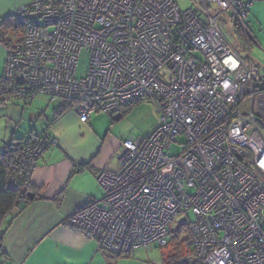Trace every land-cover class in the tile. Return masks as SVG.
I'll return each mask as SVG.
<instances>
[{"label": "built area", "instance_id": "1", "mask_svg": "<svg viewBox=\"0 0 264 264\" xmlns=\"http://www.w3.org/2000/svg\"><path fill=\"white\" fill-rule=\"evenodd\" d=\"M247 15L244 0H199L185 11L175 0H34L15 11L22 39L8 49L0 108L46 95L72 103L82 121L142 102L160 115L148 135L122 142L119 171L98 172L104 198L66 220L99 252L132 258L165 248L185 215L205 264H264L260 67L219 24L240 28L250 50ZM59 145L49 134L27 135L9 179L18 202L33 187L38 160ZM175 146L181 151L172 155Z\"/></svg>", "mask_w": 264, "mask_h": 264}, {"label": "crops", "instance_id": "2", "mask_svg": "<svg viewBox=\"0 0 264 264\" xmlns=\"http://www.w3.org/2000/svg\"><path fill=\"white\" fill-rule=\"evenodd\" d=\"M32 1L0 0V26ZM244 2L251 43L250 50L245 48V39L242 45L249 57L238 54L264 65V0ZM45 96L15 100L12 107L0 108V154L29 133L48 132L60 143L38 160L28 192L32 196L18 214L6 217L3 223L0 264H123L121 259L108 260L95 242L66 223L77 210L104 198L97 175L102 170H120L116 153L122 142L95 132L90 124L94 114L82 121L66 101ZM78 165H85V169L76 171Z\"/></svg>", "mask_w": 264, "mask_h": 264}, {"label": "rangeland", "instance_id": "3", "mask_svg": "<svg viewBox=\"0 0 264 264\" xmlns=\"http://www.w3.org/2000/svg\"><path fill=\"white\" fill-rule=\"evenodd\" d=\"M175 1L182 11L190 9L192 6H194L193 5L194 3H199V0H175ZM223 21L224 20H222L219 23L223 36L225 37L227 42L230 45H232V47L235 49L237 53L246 56L247 52L242 46L244 44V41H242V45H240L237 42L233 31L236 30L237 34L241 38L242 36L241 29L238 28L237 26H234V24H232L231 22V28H232L231 31L223 25L224 24ZM17 31L18 32H11L3 36L4 42H1L0 45V76L4 71V66L7 59V53L9 49L7 44L10 42L12 45L15 46L18 42L19 32H21V30L17 29ZM245 48L248 49L247 45H245ZM89 58H90L89 54L85 52L80 56L79 64H78V73H77L78 77L81 78L86 75L89 66ZM260 76L262 78V81L257 85L260 88L264 89V72L260 71ZM45 97L44 99L47 100L48 98ZM126 112L127 113L118 121L109 118L104 113H95L90 119L91 120L90 124L93 130L99 133L102 138L107 137L110 141L116 142L117 140L124 142L125 140L131 138H139L148 135L157 125L160 119V115L157 112V108L155 104L152 102H142ZM27 116L28 115H25L24 118H27ZM120 150L121 147L118 149L116 153V158L119 157ZM180 151H181V147L175 146L172 155H177L180 153ZM184 221L185 222L193 221V216H187V217L185 215L178 216L175 222L173 223L172 230L176 231L177 229H179V227L183 224ZM188 236H190V233L189 231L185 230V232L182 233L181 240L185 239V237ZM175 245L176 242H172L166 248H158L157 246L151 248H144L137 251L135 256L132 258H126V259L118 258V259H121L119 261H121L123 264H161L164 256L167 257L173 253L172 251L174 250ZM191 251H192L191 247L184 246V253L189 254Z\"/></svg>", "mask_w": 264, "mask_h": 264}, {"label": "trees", "instance_id": "4", "mask_svg": "<svg viewBox=\"0 0 264 264\" xmlns=\"http://www.w3.org/2000/svg\"><path fill=\"white\" fill-rule=\"evenodd\" d=\"M17 29L21 30V32H19V38L17 42V44H19L22 39L21 26L16 21V19H14L13 17L6 19V21L0 26V45H1V42H4L3 36L11 32H18ZM230 30L232 31V28H230ZM233 31H234V36L237 42L240 45H242V41L244 40L243 35L241 36V38L243 39L242 40L237 34L236 30H233ZM7 46L9 49L15 47L10 42L7 44ZM261 81H262V78H261ZM28 101H31V100H28ZM67 103L68 105H70V108L72 109V103L70 102H67ZM128 110H131V109H128ZM126 111H123L121 113L122 117L127 113ZM42 134H49V133L44 132ZM38 135H41V134H38ZM26 137L27 136H25L23 139L18 140V142L13 144L12 146L7 147L4 150V152L0 154V258L4 256L3 248H2L3 223L6 217L10 215H16L22 210L24 204L28 200L27 194L29 191H31L29 190L27 192H24L22 201L18 202L19 192L13 189L9 184V179H10V176L12 175L13 166L18 164L23 158L22 157L23 156V153H22L23 146L22 145ZM82 168L85 169V165H82ZM17 208L19 210H17ZM185 230L189 231V225H181L179 229H177L176 231L172 230L170 241L166 247H168L172 242H176V245L171 255L167 257L166 256L163 257L161 264H205V262L202 259H200L195 253V251L193 250L190 236L185 237V239L181 240L182 233L185 232ZM184 246L191 247L192 251L189 254L184 253ZM104 255L106 256L108 260H111V259L116 260L118 258H121L118 256L109 255L107 253H104Z\"/></svg>", "mask_w": 264, "mask_h": 264}, {"label": "water", "instance_id": "5", "mask_svg": "<svg viewBox=\"0 0 264 264\" xmlns=\"http://www.w3.org/2000/svg\"><path fill=\"white\" fill-rule=\"evenodd\" d=\"M260 68L264 71V65L262 63H259ZM121 115H117L115 119H119ZM32 196L30 193L27 194V197ZM32 198V197H31Z\"/></svg>", "mask_w": 264, "mask_h": 264}, {"label": "bare ground", "instance_id": "6", "mask_svg": "<svg viewBox=\"0 0 264 264\" xmlns=\"http://www.w3.org/2000/svg\"><path fill=\"white\" fill-rule=\"evenodd\" d=\"M117 115H118V114H117ZM117 115L113 116L112 118H115ZM119 115H121V113H120Z\"/></svg>", "mask_w": 264, "mask_h": 264}]
</instances>
